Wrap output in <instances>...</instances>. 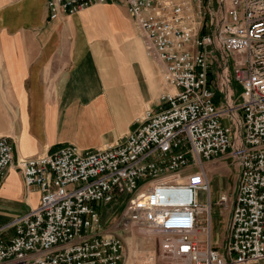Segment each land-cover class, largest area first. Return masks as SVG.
Returning <instances> with one entry per match:
<instances>
[{
    "label": "built area",
    "instance_id": "1",
    "mask_svg": "<svg viewBox=\"0 0 264 264\" xmlns=\"http://www.w3.org/2000/svg\"><path fill=\"white\" fill-rule=\"evenodd\" d=\"M116 1L171 91L120 143L95 151L66 145L16 160L0 138V179L16 166L41 193L36 209L0 227V264H127L126 236L140 231L155 243L152 264H264V0H228V18L212 33L201 32L205 0L47 6L57 19ZM210 162L236 168L232 194L213 200ZM216 206L228 214L221 247Z\"/></svg>",
    "mask_w": 264,
    "mask_h": 264
},
{
    "label": "crops",
    "instance_id": "2",
    "mask_svg": "<svg viewBox=\"0 0 264 264\" xmlns=\"http://www.w3.org/2000/svg\"><path fill=\"white\" fill-rule=\"evenodd\" d=\"M170 91L122 2L51 19L47 0H0V138L16 160L118 144ZM40 201L12 166L0 179V227Z\"/></svg>",
    "mask_w": 264,
    "mask_h": 264
},
{
    "label": "rangeland",
    "instance_id": "3",
    "mask_svg": "<svg viewBox=\"0 0 264 264\" xmlns=\"http://www.w3.org/2000/svg\"><path fill=\"white\" fill-rule=\"evenodd\" d=\"M124 4V3H122ZM228 0H205L203 4V23L201 32L212 33L228 18ZM236 93L240 94L241 89L235 83ZM213 172L207 169L208 178L211 184L213 200L218 199L222 194H232L236 185V168L229 162H221L214 164ZM200 200L205 202L207 195L201 192ZM116 208L107 210L105 219H108ZM228 214H221L219 207L213 209V227H214V243L217 246L223 245L227 230ZM128 243V262L127 264H152L147 258L148 254L155 251V243L153 239H149L141 232H135L126 236Z\"/></svg>",
    "mask_w": 264,
    "mask_h": 264
},
{
    "label": "water",
    "instance_id": "4",
    "mask_svg": "<svg viewBox=\"0 0 264 264\" xmlns=\"http://www.w3.org/2000/svg\"><path fill=\"white\" fill-rule=\"evenodd\" d=\"M218 97H219V94H217V95H216V98H215V99H216V101H218Z\"/></svg>",
    "mask_w": 264,
    "mask_h": 264
},
{
    "label": "bare ground",
    "instance_id": "5",
    "mask_svg": "<svg viewBox=\"0 0 264 264\" xmlns=\"http://www.w3.org/2000/svg\"><path fill=\"white\" fill-rule=\"evenodd\" d=\"M141 233H145L144 231H140Z\"/></svg>",
    "mask_w": 264,
    "mask_h": 264
}]
</instances>
